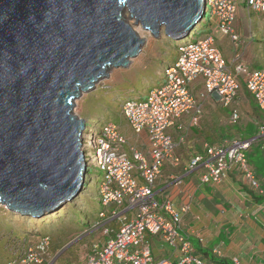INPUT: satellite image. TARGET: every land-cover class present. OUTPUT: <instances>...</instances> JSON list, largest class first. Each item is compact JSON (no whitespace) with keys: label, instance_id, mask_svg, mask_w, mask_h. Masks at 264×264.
<instances>
[{"label":"water","instance_id":"obj_1","mask_svg":"<svg viewBox=\"0 0 264 264\" xmlns=\"http://www.w3.org/2000/svg\"><path fill=\"white\" fill-rule=\"evenodd\" d=\"M203 10V0H0V206L41 218L71 202L85 175L75 102L140 54L128 21L180 40Z\"/></svg>","mask_w":264,"mask_h":264},{"label":"built area","instance_id":"obj_2","mask_svg":"<svg viewBox=\"0 0 264 264\" xmlns=\"http://www.w3.org/2000/svg\"><path fill=\"white\" fill-rule=\"evenodd\" d=\"M239 3L248 11L264 14V0H203V19L177 42V56L168 68L164 67L160 84L143 97L121 102V115L133 134L146 138L143 153L130 145L111 121L95 123L92 129L85 126L80 141L84 182L94 178L88 173L90 168L100 170L102 176L96 178L100 211L81 236L92 237L83 264H215L198 259L192 243L180 234L181 219L189 205L177 207L170 197L159 200L155 188L165 165H180L179 142L170 129L191 112L194 125L202 115V105L191 90L194 82H201L205 97L215 98L223 107L231 106L244 85L264 117V67L255 71L242 65L231 68L215 46L220 35L229 36L234 43L239 41L233 28ZM207 12L210 17L206 22ZM201 23L208 33L195 40L194 32ZM229 120L233 125L239 122L236 109ZM259 130L264 134V125ZM257 140L232 138L220 145L204 143L203 152L189 159L182 176L201 171L202 184L219 185L237 169L249 187L259 191L260 184L245 155ZM180 180L172 176L168 182L178 184ZM155 243L170 249V257L156 260ZM50 248L48 236L30 238L13 251L6 264H55Z\"/></svg>","mask_w":264,"mask_h":264},{"label":"crops","instance_id":"obj_3","mask_svg":"<svg viewBox=\"0 0 264 264\" xmlns=\"http://www.w3.org/2000/svg\"><path fill=\"white\" fill-rule=\"evenodd\" d=\"M251 15H254L258 20L257 27L254 29L251 27L243 35L244 31L239 30L235 26V22L237 18L246 22ZM235 22L233 28L240 38L239 41L234 43L229 36L220 35L216 38V48L231 68L242 65L250 71L262 69L264 67V14L248 11L243 3H239ZM218 40L232 47L233 52H227L219 48L217 45ZM191 90L196 100L206 101L207 99L211 103L209 108L212 113H218V107L221 105L215 98L205 97L201 82H194ZM240 90L230 106L232 110L247 102H252L256 106L247 90L245 89L244 92L247 97L245 99L242 97L244 94ZM240 97L242 101H239ZM203 108L197 125L191 123V112L183 116L170 129L173 138L179 142L177 155L180 159V165L178 167L165 165L162 168L161 176L156 181V198L163 200L170 197L177 207L189 205V210L183 214L181 219L180 234L192 243L193 248L195 246L192 239L197 240L202 249H212L211 255L214 258L212 260L208 254H205L202 258L194 251L198 259L208 260L215 264H219L220 261L227 264H264V159L257 161L256 164L249 161L260 184L259 191L251 189L244 175L237 169L230 172L228 177L219 185L202 184L200 182L201 171L182 176L183 169L189 159L200 153V147L202 149L203 144L206 143L205 139L198 137V129L196 128L204 116ZM236 110L238 111V109ZM244 113L247 118L252 117L253 119V111L248 109ZM259 114L261 118H256L258 120V136H256L258 140L251 147L252 149L250 148L248 151L252 153L254 152L253 147L255 149L260 148L264 158V134H261L259 130L260 126L264 125V117L260 112ZM216 119L219 128L223 126L221 123L227 121V118L220 113ZM212 121H215L214 118ZM117 126L130 145L142 153L145 151V136H136L135 140L131 139L130 134L126 133L130 129L126 120L123 125L118 124ZM232 138L243 139L232 130V133H226L220 140L218 139L215 145H220ZM172 176L181 177L180 182L170 184L168 179ZM154 249L156 260L170 257V249L160 248L157 243L154 244Z\"/></svg>","mask_w":264,"mask_h":264},{"label":"rangeland","instance_id":"obj_4","mask_svg":"<svg viewBox=\"0 0 264 264\" xmlns=\"http://www.w3.org/2000/svg\"><path fill=\"white\" fill-rule=\"evenodd\" d=\"M127 17L128 13L126 12L125 18L128 20ZM209 17L210 14L207 12L205 14L206 22ZM129 23L140 38L145 40L140 54L131 60L128 68L107 71L106 77L96 84L93 91L88 94H81L75 102L74 114L84 119L89 129H92L95 123L100 124L106 120L117 125H123L125 120L122 118L120 110L122 100L137 94L143 97L148 91V86H153L152 79L156 76L158 70L160 68L163 69L164 64H167L177 56L176 44L178 40L167 38L163 34V31H161L158 37H154L149 31L142 30L140 26H134L132 21ZM257 23L258 20L254 15H251L250 19L246 22L237 18L235 26L239 30L244 31L243 35H245L251 27L253 29L256 28ZM207 33L206 25L201 23L199 30L194 32L193 38L198 40ZM217 45L224 51L233 52L232 47L223 44L221 40L217 41ZM159 80L162 81V76L158 77ZM240 92L244 94L242 96L244 99L247 98L246 93H244V85L241 86ZM197 101L198 104L204 107V116L196 128L198 129V137L205 139L206 143L215 145L218 139L220 140L226 133H232V130L243 139L258 136V120L256 118H261V115L254 103L247 102L240 104L241 106L238 105L236 109H238L241 119L238 123L232 125L228 120L232 107H223L221 105L222 107H218V113H212L209 108L211 106L210 101L208 102L207 99L206 101L202 99ZM248 109L254 112L253 119L252 117L249 119L245 116L244 112ZM219 113L227 118V121L221 123L223 125L220 126L221 128L217 127L218 122L216 118ZM213 118L216 123L212 121ZM130 130H127L126 133L130 134L131 139L135 140L137 137ZM253 149L254 152L250 153V151H246L245 155L248 162L256 164L257 161L264 159L263 152L260 148L255 149L253 147ZM88 150L93 152L92 148ZM199 151L202 153L203 147L202 149L200 147ZM88 173L94 178L92 181L86 179L80 193L71 202L66 203L56 212L47 214L41 218H35L34 221H30L29 217L11 213L0 207V264H6L9 258L12 257L13 251L9 252L7 250L9 237L38 238L41 235H46L51 240L50 258H56L55 264L84 263V256L90 249L92 237L81 238L84 232L81 231L83 230L84 222L91 224L94 218H97V209L99 207L92 208L93 204L97 205V202L95 203L94 201L100 198V194H97L96 181L102 176V172L95 168H90ZM192 242L195 246L194 251L198 256L203 258L205 254H208L214 260L211 255L212 249L204 250L197 240L192 239ZM206 261L211 263L208 260Z\"/></svg>","mask_w":264,"mask_h":264},{"label":"trees","instance_id":"obj_5","mask_svg":"<svg viewBox=\"0 0 264 264\" xmlns=\"http://www.w3.org/2000/svg\"><path fill=\"white\" fill-rule=\"evenodd\" d=\"M173 62V60H171V61H169L166 65H163V69L162 68H160L159 70H158V73L156 74V76L152 79L153 80V86L152 87H150V86H148V90L150 91V90H152V89H154V88H156V86L157 85H159L160 84V80L158 81V77L159 76H162V72H163V70H164V67L165 68H168L169 67V65L171 64ZM136 93H138L137 91H136ZM138 95V94H137ZM137 95H135V96H137ZM135 96H133V97H135ZM130 97H132V96H129V97H126V98H124L123 100H125V99H127V98H130ZM132 97V98H133ZM122 100V101H123ZM94 201V200H93ZM95 203H96V201H94ZM96 204H93V208L92 209H94V208H96ZM100 211V209H97V213ZM96 218H94V220H95ZM93 220V221H94ZM84 222V221H83ZM91 224H89V223H87V222H84L83 223V230L81 231V232H83L84 230H86V229H88L89 228V226H90ZM30 238H18V237H15V236H12V237H9L8 238V241H7V250L9 251V252H11V251H15L17 248H19V247H21V246H23L24 244H26V242L29 240ZM9 260H10V258H9ZM8 260V261H9ZM7 261V262H8ZM219 264H227V263H225V262H218Z\"/></svg>","mask_w":264,"mask_h":264},{"label":"bare ground","instance_id":"obj_6","mask_svg":"<svg viewBox=\"0 0 264 264\" xmlns=\"http://www.w3.org/2000/svg\"><path fill=\"white\" fill-rule=\"evenodd\" d=\"M128 22H131V21H128ZM177 42H180V41L178 40ZM84 180H85V179H83V182H84ZM0 207H1V206H0ZM29 218H30V219H29L30 221H34V220H35V218H33V217H29Z\"/></svg>","mask_w":264,"mask_h":264}]
</instances>
